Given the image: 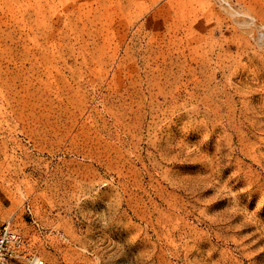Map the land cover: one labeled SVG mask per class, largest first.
Listing matches in <instances>:
<instances>
[{
	"label": "rangeland",
	"instance_id": "rangeland-1",
	"mask_svg": "<svg viewBox=\"0 0 264 264\" xmlns=\"http://www.w3.org/2000/svg\"><path fill=\"white\" fill-rule=\"evenodd\" d=\"M263 10L0 0V226L47 264H264Z\"/></svg>",
	"mask_w": 264,
	"mask_h": 264
},
{
	"label": "built area",
	"instance_id": "built-area-1",
	"mask_svg": "<svg viewBox=\"0 0 264 264\" xmlns=\"http://www.w3.org/2000/svg\"><path fill=\"white\" fill-rule=\"evenodd\" d=\"M0 264H47L30 238L11 223L0 226Z\"/></svg>",
	"mask_w": 264,
	"mask_h": 264
},
{
	"label": "bare ground",
	"instance_id": "bare-ground-1",
	"mask_svg": "<svg viewBox=\"0 0 264 264\" xmlns=\"http://www.w3.org/2000/svg\"><path fill=\"white\" fill-rule=\"evenodd\" d=\"M253 23H254V26H258L259 28L261 27L264 29V10L260 13H257V15H254Z\"/></svg>",
	"mask_w": 264,
	"mask_h": 264
}]
</instances>
